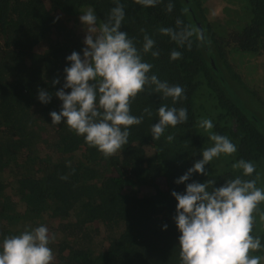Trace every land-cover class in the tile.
I'll return each mask as SVG.
<instances>
[{"label": "trees", "instance_id": "1", "mask_svg": "<svg viewBox=\"0 0 264 264\" xmlns=\"http://www.w3.org/2000/svg\"><path fill=\"white\" fill-rule=\"evenodd\" d=\"M120 2L126 11L122 30L138 46L142 28L156 40L160 57L145 59L159 79L182 86L187 100L173 105L161 94H141L132 114L150 107L152 117L132 126L129 143L105 159L65 124L51 125L49 113L62 102L53 95L44 105L38 90L55 93L63 86L66 57L84 47L79 16L92 7L104 19L114 0H0V240L43 224L56 234L50 245L55 264H180L171 193L186 191L175 181L212 143L198 127L201 119H211L213 131L238 150L188 183L215 179L219 186L242 175L232 164L244 159L256 165L253 178L258 175L257 187L264 188V82L257 75L264 58V0H171V13L169 0L154 8ZM177 17L202 30L207 43L177 49L182 59L171 61L177 46L159 29L174 27ZM162 105L187 108L188 121L154 141L150 126ZM173 133L169 144L166 136ZM260 213L264 204L253 230L264 244Z\"/></svg>", "mask_w": 264, "mask_h": 264}, {"label": "clouds", "instance_id": "2", "mask_svg": "<svg viewBox=\"0 0 264 264\" xmlns=\"http://www.w3.org/2000/svg\"><path fill=\"white\" fill-rule=\"evenodd\" d=\"M114 3L104 19L92 7L79 16L85 32L82 54L73 51L66 57L70 66L64 68L63 86L55 93L38 90L40 103L50 104L53 95L62 102L59 111L49 113L51 125L65 124L105 159L116 156L129 143L132 126L141 125L145 116L152 117L150 107H145L139 116L132 114V104L141 94H161L163 99H171L173 105L187 100L182 86L159 79L152 72L154 65L145 59L149 55L153 59L160 57L156 40L142 28L143 42L138 46L136 39L122 30L125 5L120 0ZM134 3L154 8L163 0H134ZM174 7L171 0L165 5L168 13ZM188 11L187 7L183 8L182 15ZM159 33L177 46L170 52L171 61L182 59L183 53L177 49L191 51L194 43L199 47L207 43L202 30L179 17L174 27H161ZM52 83L59 85L61 81L55 78ZM157 115L158 122L150 126L154 141L164 137L169 127L175 129L188 121L185 107L162 105ZM198 127L208 133L212 143L201 149L202 159L196 160L175 181L178 185L185 184L186 191L171 193L177 201L173 219L180 233V264H264V255L257 254L264 252V244L259 235L253 234L255 214L264 204V188L257 187L260 177L253 178L256 165L238 160L232 168L241 170L242 175L219 186L215 179L188 183L194 174L208 176L206 166L222 155L233 156L238 150L227 136L213 131L215 125L211 119H201ZM174 139V133L166 136L169 144ZM259 219L264 222V213H260ZM163 227L166 231L168 226ZM55 240L56 234L43 224L4 236L0 240V264H55V253L50 247Z\"/></svg>", "mask_w": 264, "mask_h": 264}, {"label": "rangeland", "instance_id": "3", "mask_svg": "<svg viewBox=\"0 0 264 264\" xmlns=\"http://www.w3.org/2000/svg\"><path fill=\"white\" fill-rule=\"evenodd\" d=\"M216 0H214L215 2ZM214 2H213V5H214ZM220 4L217 2L215 4V9L216 11L215 12H218V10H220V7H218ZM219 13V12H218ZM79 25H82L80 20L78 22ZM85 33V32H84ZM262 63H259V69H258V72H257V75L259 76V78L263 79V82H264V58L263 60L261 61Z\"/></svg>", "mask_w": 264, "mask_h": 264}]
</instances>
